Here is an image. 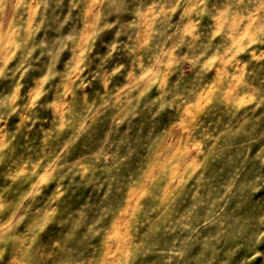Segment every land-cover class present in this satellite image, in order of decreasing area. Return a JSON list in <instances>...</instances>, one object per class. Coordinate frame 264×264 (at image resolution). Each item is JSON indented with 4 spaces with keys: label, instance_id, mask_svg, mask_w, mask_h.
I'll use <instances>...</instances> for the list:
<instances>
[{
    "label": "clouds",
    "instance_id": "obj_1",
    "mask_svg": "<svg viewBox=\"0 0 264 264\" xmlns=\"http://www.w3.org/2000/svg\"><path fill=\"white\" fill-rule=\"evenodd\" d=\"M264 264V0H0V264Z\"/></svg>",
    "mask_w": 264,
    "mask_h": 264
},
{
    "label": "rangeland",
    "instance_id": "obj_2",
    "mask_svg": "<svg viewBox=\"0 0 264 264\" xmlns=\"http://www.w3.org/2000/svg\"><path fill=\"white\" fill-rule=\"evenodd\" d=\"M254 264H261V261L257 260V261L254 262Z\"/></svg>",
    "mask_w": 264,
    "mask_h": 264
}]
</instances>
